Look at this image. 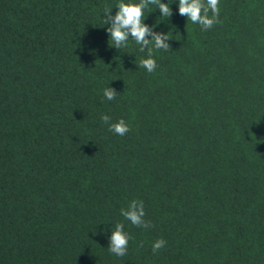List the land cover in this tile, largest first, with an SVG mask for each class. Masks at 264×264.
Listing matches in <instances>:
<instances>
[{
	"label": "trees",
	"instance_id": "16d2710c",
	"mask_svg": "<svg viewBox=\"0 0 264 264\" xmlns=\"http://www.w3.org/2000/svg\"><path fill=\"white\" fill-rule=\"evenodd\" d=\"M119 2L0 0V264H264V0H220L207 31L150 5L171 38L153 73L108 44ZM133 199L152 227L120 214Z\"/></svg>",
	"mask_w": 264,
	"mask_h": 264
},
{
	"label": "clouds",
	"instance_id": "9594fccd",
	"mask_svg": "<svg viewBox=\"0 0 264 264\" xmlns=\"http://www.w3.org/2000/svg\"><path fill=\"white\" fill-rule=\"evenodd\" d=\"M220 0H178L179 14L191 21L192 24H198L201 30H210L215 24L220 23ZM150 5L155 6L160 12V17L169 19L172 15V8L169 3H162L161 0H138V2H120L115 6L117 9L115 15H112L110 7L104 8V24L107 25L109 36L108 44L119 50L128 46L131 39L139 46V52L147 51V58H142L137 65L145 69L148 73H153L157 68L156 60L153 58L154 50L169 51L171 45L168 41L171 39L169 34L154 31V26L150 27L144 23L145 10L152 12ZM211 13V15H209ZM149 37H151L149 39ZM118 93L114 88L106 87L103 90V96L108 101L115 100ZM101 120L108 125V130L121 137L125 136L131 129L124 119L111 123V117L102 115ZM120 214L132 225L144 229L152 227L150 221L145 220L144 202L133 199L127 207L120 209ZM132 237L124 231V224L117 223L114 229H111V235L108 237V251L117 256L124 257L128 253L129 241ZM163 238L157 239L152 245V252L158 253L166 246ZM143 247V242L140 244Z\"/></svg>",
	"mask_w": 264,
	"mask_h": 264
}]
</instances>
